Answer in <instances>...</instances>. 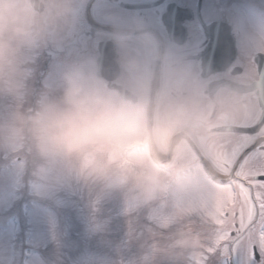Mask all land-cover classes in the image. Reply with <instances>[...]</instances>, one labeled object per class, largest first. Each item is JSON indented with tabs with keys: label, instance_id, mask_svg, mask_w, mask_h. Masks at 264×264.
Masks as SVG:
<instances>
[{
	"label": "flooded vegetation",
	"instance_id": "af4514ba",
	"mask_svg": "<svg viewBox=\"0 0 264 264\" xmlns=\"http://www.w3.org/2000/svg\"><path fill=\"white\" fill-rule=\"evenodd\" d=\"M263 5L264 0H74L75 31L63 37L60 47L49 45L44 53L67 55L69 49L81 48L87 71L96 70L93 62L101 54L99 71L116 72L114 83L132 91L137 101H151L154 94V101L179 106L183 112L172 118L171 133L164 135L160 122L157 146L165 154L171 151L168 162L176 154L182 165L188 164V154L198 157L196 147L218 174L220 149L238 141L245 130L216 127L254 125L252 138L264 142L259 87L239 92L220 86L213 97L207 89L219 78L247 86L250 77L241 73L250 68L258 73L254 57L264 48L259 37H247L242 29L261 17ZM232 37L233 60L213 72L228 56ZM204 67L210 71L207 76L202 75ZM100 81L119 98L104 77ZM197 166L203 169L201 162ZM209 230L213 240L211 220ZM228 257L231 264H247L244 249Z\"/></svg>",
	"mask_w": 264,
	"mask_h": 264
},
{
	"label": "clouds",
	"instance_id": "9594fccd",
	"mask_svg": "<svg viewBox=\"0 0 264 264\" xmlns=\"http://www.w3.org/2000/svg\"><path fill=\"white\" fill-rule=\"evenodd\" d=\"M73 5L74 0H0V100L11 102L0 115V154H26L39 194L99 183L131 185L149 195L154 189L199 195L202 186L178 170L154 172L129 160L131 146L154 147L160 132L146 129L142 112L106 90L82 62H69L51 93L22 106L29 62L49 45L60 47L75 31ZM201 247L199 234L177 227L145 259L193 264Z\"/></svg>",
	"mask_w": 264,
	"mask_h": 264
},
{
	"label": "rangeland",
	"instance_id": "374dc122",
	"mask_svg": "<svg viewBox=\"0 0 264 264\" xmlns=\"http://www.w3.org/2000/svg\"><path fill=\"white\" fill-rule=\"evenodd\" d=\"M245 30L251 37H259L264 48V12L261 19L253 20ZM67 53L66 59L59 61L56 56L42 57L43 50L34 54L28 64L31 76L24 108L52 92L64 69L61 66L85 61L81 48L74 47ZM121 102L142 112L147 129V111L143 107L147 101L138 105ZM157 106L164 135L169 134L172 118L183 110L170 101H158ZM10 107V101L0 100V115H6ZM156 153L164 157L158 148ZM128 158L154 172L178 170L174 166L176 154L169 168L162 170L145 144L131 146ZM193 158L194 155H189L188 161ZM31 167L26 154H0V264H167L159 257L154 261L145 257L155 243L165 242L177 227L201 236L200 255L194 260L214 242L208 239L207 227L215 187L202 173L197 175L199 167L185 174V170H178L189 181L195 180L202 186L196 196L172 189H154L149 195L131 185L109 188L99 183L87 189L72 185L54 193L39 194V187L32 182ZM207 264H225V256L212 254Z\"/></svg>",
	"mask_w": 264,
	"mask_h": 264
},
{
	"label": "snow or ice",
	"instance_id": "6c2138e0",
	"mask_svg": "<svg viewBox=\"0 0 264 264\" xmlns=\"http://www.w3.org/2000/svg\"><path fill=\"white\" fill-rule=\"evenodd\" d=\"M264 55V50L258 51ZM255 62L253 61V64ZM250 87L264 92V77L250 68ZM256 126H248L241 138L218 153L214 181L215 198L208 216L214 225L213 240L193 264H207L208 257L223 256L244 249L247 264H264V142L253 139Z\"/></svg>",
	"mask_w": 264,
	"mask_h": 264
},
{
	"label": "water",
	"instance_id": "95a60500",
	"mask_svg": "<svg viewBox=\"0 0 264 264\" xmlns=\"http://www.w3.org/2000/svg\"><path fill=\"white\" fill-rule=\"evenodd\" d=\"M261 70H262V77H264V68L261 67ZM263 99H264V95H263ZM152 156L153 158L156 160V161H159V159L155 156L154 152L152 151Z\"/></svg>",
	"mask_w": 264,
	"mask_h": 264
}]
</instances>
